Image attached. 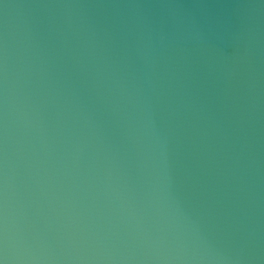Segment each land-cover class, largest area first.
Segmentation results:
<instances>
[{"label":"water","instance_id":"1","mask_svg":"<svg viewBox=\"0 0 264 264\" xmlns=\"http://www.w3.org/2000/svg\"><path fill=\"white\" fill-rule=\"evenodd\" d=\"M0 264H264V0H0Z\"/></svg>","mask_w":264,"mask_h":264}]
</instances>
